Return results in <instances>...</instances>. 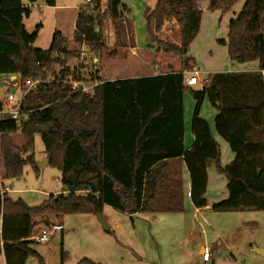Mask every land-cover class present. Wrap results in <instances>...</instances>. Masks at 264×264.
I'll return each instance as SVG.
<instances>
[{"label": "trees", "instance_id": "trees-1", "mask_svg": "<svg viewBox=\"0 0 264 264\" xmlns=\"http://www.w3.org/2000/svg\"><path fill=\"white\" fill-rule=\"evenodd\" d=\"M38 1L56 6V0H0V81L3 75L44 80L25 95L22 112L27 118L21 125L9 115L0 117L1 151L6 177L20 179L24 167L35 164V136L39 135L48 165L61 173L65 190L30 206L2 192L0 182V256L5 264H26L32 257L45 264L34 248L38 242L30 239L37 219L49 224L51 216L97 215L104 206L130 216L184 213V168L195 208L207 206L208 169L215 166L227 179L228 197L212 205L214 212H264V0H244L229 23L227 39L218 41L227 48L230 61L257 62L256 70L213 73L197 91L186 86L184 72L195 66L186 54L200 32V2L207 1L210 11L226 13L239 0H157L153 9L143 13L151 43L147 49L179 56L182 71L107 82L98 79L91 95L73 93L63 82L79 53L68 49L61 32L53 34L49 49L34 47L42 25L28 33L23 21ZM129 13L122 0H107L105 10L102 0L81 5L73 34L76 46L101 52L103 20L109 16L115 22ZM171 21L179 26V44L159 36ZM55 67L62 68L60 78ZM187 93L196 101L191 121L194 142L188 150L184 144ZM205 99L217 110L216 134L234 154L224 167L211 127L199 116ZM17 134L22 145L15 141ZM2 162L0 158L4 172ZM34 169L38 175L40 169Z\"/></svg>", "mask_w": 264, "mask_h": 264}, {"label": "rangeland", "instance_id": "rangeland-1", "mask_svg": "<svg viewBox=\"0 0 264 264\" xmlns=\"http://www.w3.org/2000/svg\"><path fill=\"white\" fill-rule=\"evenodd\" d=\"M139 2L140 0H127L124 3L127 8L137 7L136 16L132 15L131 18L136 22L140 45L147 49L151 43L146 32L145 20L141 16V8H138ZM85 3V0H59L58 4L62 5L59 9L62 10H55L54 7L46 6L40 1L31 5V14L23 21L26 30L32 33L37 26L42 25L34 47L41 50L49 49L53 34L59 31L66 38L68 49L80 54L81 49L73 40L74 7L78 6L79 9V6ZM243 5L244 0H239L230 11L222 13L208 10L207 1L200 2L198 6L202 11L200 32L186 54V57L195 60V66L188 71L189 74L197 70L202 78H209L211 74L218 72L240 73L257 69V62L239 64L230 61L227 48L218 43L221 39H227L229 23L237 17ZM111 26L112 24L110 26L107 24L108 29H111ZM143 36L146 37L145 41ZM159 36L163 41L179 44V26L175 21L168 22ZM98 55L101 57V52ZM116 55L117 52H114L113 56ZM178 59V67L181 66L183 69V59L180 57ZM102 65L103 58L99 60L97 66L99 76ZM191 88L195 91L201 90L199 84ZM16 94L18 98L22 96L20 91ZM185 97L186 121L190 126L196 101L189 93L185 94ZM216 114L215 107L205 99L199 116L208 121L214 137L219 142L220 161L224 167L233 160L234 154L215 132ZM14 138L18 145H22L23 141L19 134ZM189 139L186 140V147L190 144ZM34 155L36 161L46 158L44 144L39 135L35 136ZM34 167L35 164L26 165L20 179L0 178L2 185L10 188L12 199H21L30 206H38L50 195H57L65 190L61 173L56 168L47 165L40 169L37 175ZM184 171L187 189L189 177L187 170ZM208 174L209 184L205 196L207 207L198 214L190 209L187 201L184 213L156 215L138 213L130 216L110 206H104L102 213L108 217L111 227L108 232L103 229L94 214L51 216L48 218L49 224L37 219L33 233L37 234L43 228L50 231L56 228L55 232L47 243H37L34 248L45 264H79L85 260L95 264H264V256L255 251V247L264 246V212H214L211 209L212 205L228 197L227 179L217 172L215 166L208 169ZM203 247L212 253V260L209 263L202 260ZM26 264L40 263L38 259L32 257Z\"/></svg>", "mask_w": 264, "mask_h": 264}, {"label": "crops", "instance_id": "crops-1", "mask_svg": "<svg viewBox=\"0 0 264 264\" xmlns=\"http://www.w3.org/2000/svg\"><path fill=\"white\" fill-rule=\"evenodd\" d=\"M58 1L59 0H56V6L54 8L55 10H62L59 9L60 6L62 5H59ZM126 1L127 0H122L124 5H126L124 3ZM156 1L157 0H140V2H142V3L139 2L138 4V8H141L142 15L141 14L140 15L143 16V13L147 8L153 9L155 7ZM106 8H107V0H102V10H105ZM135 8L137 7L129 6L128 9L130 10V13L124 14L122 18L116 20L115 22L112 21V19L109 16H107L103 20L102 33H103L104 41H103V47L100 57V59L103 58V65L101 68L102 71L100 73L101 82L134 79V78H142V77H153L157 75L178 73L182 71L181 66L178 67L177 64L178 62L177 60H179L178 56L157 53L153 50L146 49L142 45H140V40L136 32V25H135L136 22H134L133 18H131L132 15H134L135 17L137 14ZM74 9H75L74 11L75 13L73 20L76 22L77 13L79 10L78 6L74 7ZM107 24L109 26L110 24H112L111 26L112 28L108 29ZM143 40L144 41L146 40L145 36H143ZM114 52H117L116 57L113 56ZM185 99L186 97L184 96V120H185L184 144L186 143V140L190 138L189 146L186 147L185 144V148L186 150H188L194 142V136L191 133L192 132L191 125L189 126L188 122L186 121ZM189 129L191 133L190 136H189L190 134ZM215 139L218 142L217 138ZM0 158L3 159L2 163L4 165V172L0 171V178L2 177L7 178L5 162L1 151V137H0ZM184 169H183V180H184L185 204L186 201L189 202L190 209L194 213L198 214L203 209H197L191 203V198H190L191 182H190V178L187 179L188 187L186 189ZM208 184H209V174H208ZM9 195L11 197V193H9ZM204 249L205 247L202 248L201 254ZM255 249H264V246H257L255 247ZM2 260H3V264H5V258L3 255L0 256V264Z\"/></svg>", "mask_w": 264, "mask_h": 264}, {"label": "built area", "instance_id": "built-area-1", "mask_svg": "<svg viewBox=\"0 0 264 264\" xmlns=\"http://www.w3.org/2000/svg\"><path fill=\"white\" fill-rule=\"evenodd\" d=\"M86 3L90 0H85ZM79 60L71 65V73H69L63 80L64 84L70 87L73 93H84L91 95L96 85L100 83L99 74L97 75V68L99 60L101 61L98 53L91 51L89 48L83 46L80 48ZM61 67H55L54 72L56 77L60 78ZM76 70V71H75ZM75 72V73H74ZM264 75V72H263ZM55 77H50L54 79ZM209 78H202L199 71L195 70L192 74L188 71L184 72V84L188 87L199 84L202 87L206 85ZM44 80L41 78L33 79H22L18 75H3L0 81V117L2 115L11 116L18 125H21L27 118L22 112V102L25 95L32 90H36ZM25 87V89H24ZM3 89V91H2ZM17 91H20L22 96L17 97ZM2 185V184H1ZM2 192H10V188L2 185ZM56 228L52 231L43 228L40 229L37 234L32 233L33 239L38 243H47ZM2 232V215L0 214V233ZM34 232V230H33ZM202 260L204 263H209L212 260V253L208 248H205L202 253Z\"/></svg>", "mask_w": 264, "mask_h": 264}, {"label": "water", "instance_id": "water-1", "mask_svg": "<svg viewBox=\"0 0 264 264\" xmlns=\"http://www.w3.org/2000/svg\"><path fill=\"white\" fill-rule=\"evenodd\" d=\"M47 165H48V159L47 158H43L41 161L35 162V166L38 167L39 169H44ZM96 216L99 219V221L101 222L103 229L106 232L110 231L111 227L108 223V217L106 215H104L103 213H98ZM255 251L264 256V249H255ZM202 253H203V251H202Z\"/></svg>", "mask_w": 264, "mask_h": 264}]
</instances>
